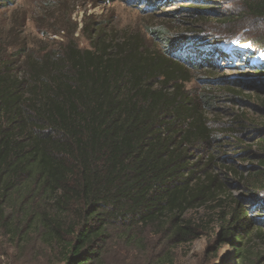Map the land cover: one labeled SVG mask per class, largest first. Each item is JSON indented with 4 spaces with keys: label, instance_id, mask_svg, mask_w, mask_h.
<instances>
[{
    "label": "trees",
    "instance_id": "obj_1",
    "mask_svg": "<svg viewBox=\"0 0 264 264\" xmlns=\"http://www.w3.org/2000/svg\"><path fill=\"white\" fill-rule=\"evenodd\" d=\"M241 9L264 21V0H242ZM86 32L91 48L69 44L62 58L22 76L0 64V229L17 246L35 236L60 264H101L115 232L129 246L139 229L173 247L192 242L199 228L188 212L223 192L213 156L202 153L214 142L213 100L186 86L188 68L201 62L179 46L169 44L175 61L129 37L115 44L101 30ZM257 151L258 170L238 175L261 192L263 141ZM236 204L221 241L239 246L240 264H262L243 246L251 223Z\"/></svg>",
    "mask_w": 264,
    "mask_h": 264
},
{
    "label": "rangeland",
    "instance_id": "obj_2",
    "mask_svg": "<svg viewBox=\"0 0 264 264\" xmlns=\"http://www.w3.org/2000/svg\"><path fill=\"white\" fill-rule=\"evenodd\" d=\"M241 7L242 0H9L0 5V64L21 76L50 57L62 58L69 44L91 48L85 29L101 30L115 44L132 38L143 50L175 61L177 50L169 44L179 46L183 55L201 62L188 68L186 86L196 97L213 100L206 111L214 142L202 153L213 156L211 171L223 192L188 212L199 228L192 242L173 247L155 229H139L140 242L129 246L115 232L101 264H240L239 246L221 241L236 201L251 223L243 246L264 264V233L252 229L264 232V191L251 190L238 175L258 170L257 149L264 142V49L253 47L264 45V21L246 16ZM32 237L30 244L17 246L0 229V264H60L57 254Z\"/></svg>",
    "mask_w": 264,
    "mask_h": 264
}]
</instances>
